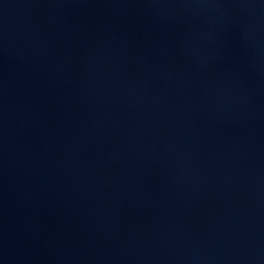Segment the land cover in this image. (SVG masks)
Wrapping results in <instances>:
<instances>
[{"label": "water", "instance_id": "water-1", "mask_svg": "<svg viewBox=\"0 0 264 264\" xmlns=\"http://www.w3.org/2000/svg\"><path fill=\"white\" fill-rule=\"evenodd\" d=\"M0 264H264V0H0Z\"/></svg>", "mask_w": 264, "mask_h": 264}]
</instances>
